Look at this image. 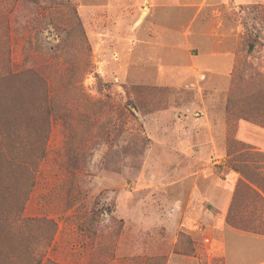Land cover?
Wrapping results in <instances>:
<instances>
[{"label": "rangeland", "instance_id": "rangeland-1", "mask_svg": "<svg viewBox=\"0 0 264 264\" xmlns=\"http://www.w3.org/2000/svg\"><path fill=\"white\" fill-rule=\"evenodd\" d=\"M10 1L0 264H223L226 228L264 240L238 185L264 176V0Z\"/></svg>", "mask_w": 264, "mask_h": 264}, {"label": "trees", "instance_id": "trees-1", "mask_svg": "<svg viewBox=\"0 0 264 264\" xmlns=\"http://www.w3.org/2000/svg\"><path fill=\"white\" fill-rule=\"evenodd\" d=\"M10 4H11V7L8 10L9 12L12 9L14 1L11 0ZM6 27L4 28L3 31L0 30V35L1 34H5V36L7 35L5 32ZM7 55H8V50H6L5 52H2V53L0 52V63H1V65H0V94L2 96H5L8 99L9 98L12 99V107H11L12 113H20V115L17 116L15 119L12 118V123L15 124L16 122H18L20 116L24 112V108L19 107L18 102H17V98L14 97L16 94V92L14 90L15 81L17 80V78L19 76L11 74L9 66H8ZM0 122H1V119H0ZM253 169H254V170H252V173L254 172L253 175L257 179H259L260 182H256V181L253 182L249 178L245 177L243 181L238 183V185L240 188H244L251 196H253L254 199H256L260 203L264 204V199L258 192V191H260L264 196V187L262 186V183H261L262 181H264V176H261L259 174V172H255V168H253ZM252 187H254L255 189H253ZM20 215H21V212L18 213V216L14 217V220L16 221L15 222L16 226H14V228H13L14 232H19L20 229L23 227V223L27 221L25 219H21ZM35 264H41V259L36 260ZM45 264H54V263H51L50 261H46Z\"/></svg>", "mask_w": 264, "mask_h": 264}, {"label": "crops", "instance_id": "crops-1", "mask_svg": "<svg viewBox=\"0 0 264 264\" xmlns=\"http://www.w3.org/2000/svg\"><path fill=\"white\" fill-rule=\"evenodd\" d=\"M226 200L227 197L225 196L223 198L224 203L220 204L219 207L223 211ZM218 251L217 255L223 264L264 263V240H260L258 237L246 238L229 228L225 229V237L221 239ZM209 255L211 254L209 253ZM173 256L174 258L181 257L177 254Z\"/></svg>", "mask_w": 264, "mask_h": 264}]
</instances>
